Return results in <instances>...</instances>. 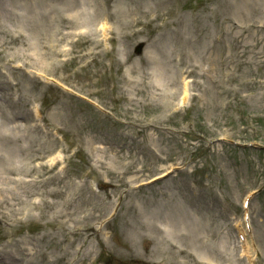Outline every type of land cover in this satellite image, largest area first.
<instances>
[{
  "label": "rangeland",
  "instance_id": "374dc122",
  "mask_svg": "<svg viewBox=\"0 0 264 264\" xmlns=\"http://www.w3.org/2000/svg\"><path fill=\"white\" fill-rule=\"evenodd\" d=\"M252 137L264 145V0H0L6 263L94 264L102 246L111 264H247L236 224L259 191L248 246L264 264V152L232 146Z\"/></svg>",
  "mask_w": 264,
  "mask_h": 264
}]
</instances>
